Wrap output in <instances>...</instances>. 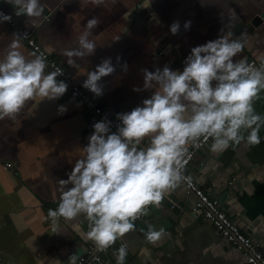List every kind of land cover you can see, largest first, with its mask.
<instances>
[{"label":"crops","instance_id":"1","mask_svg":"<svg viewBox=\"0 0 264 264\" xmlns=\"http://www.w3.org/2000/svg\"><path fill=\"white\" fill-rule=\"evenodd\" d=\"M41 2L44 13L38 18L17 16L9 4L5 9L18 26L36 29V41L42 48L72 73L85 93L114 115L116 110L130 111L150 96L151 90L133 91L143 86L141 69L154 70L165 64L182 69L191 47L215 39L221 29L247 41L235 59H264V0H152L147 8L146 0ZM152 13L159 24L150 18ZM93 16L99 24L89 39L96 41V51L77 58L78 67L70 66L62 52L77 46L87 19ZM177 20L181 29L173 35L169 26ZM187 20L191 21L189 30L183 28ZM255 20L252 31H243L244 25ZM14 33L18 34L0 24V50ZM20 41V50L30 56L33 51ZM108 57L117 65L116 71L102 78L103 95L96 96L82 82L88 70ZM125 62L126 72L119 66ZM252 102L255 111L264 115V90ZM60 105L66 108L63 113L58 110ZM91 116L82 100L67 89L56 100L36 96L14 118L0 120V264H69V256L75 253L78 259L93 243L86 235L89 224L83 215L59 218L58 233L47 217V210L59 203L57 181L66 179L74 161L83 155L93 131L88 123ZM260 136L257 145L241 141L219 152L209 150L211 141L184 172L219 199L229 217L264 249V126ZM5 162H13L16 169L5 170ZM171 193L186 204L178 215L160 204L151 205L156 226L165 229L158 241L148 242L137 227L117 240V247L127 246L130 264H247L241 252L216 235L211 223L193 212L194 199L183 184ZM112 255L115 258V252Z\"/></svg>","mask_w":264,"mask_h":264},{"label":"clouds","instance_id":"2","mask_svg":"<svg viewBox=\"0 0 264 264\" xmlns=\"http://www.w3.org/2000/svg\"><path fill=\"white\" fill-rule=\"evenodd\" d=\"M5 2L14 6L17 16L38 18L44 13L41 0ZM151 2L146 0L145 8ZM150 18L160 23L155 13ZM11 20L12 14L0 11V24ZM98 24L95 16L87 19L77 46L63 50L68 65L78 67L77 58L95 53L97 43L89 36ZM190 27V20L183 23L185 30ZM180 29L178 20L169 26L173 35ZM19 37L14 33L7 47L0 50V120L14 118L36 96L56 100L68 89V83L58 79L64 70H46L43 52L26 56L20 50ZM246 43L233 38L232 31L221 29L215 39L191 47L182 69L167 64L141 69L143 86L133 91L151 90L150 96L130 111L117 113L115 131L106 118L92 124L83 155L74 161L67 178L57 181L59 203L47 210L53 232L58 233L59 218L72 220L83 215L89 224L87 237L98 250L107 249L136 227L135 221L147 213L148 205H159L181 184L192 186V177L183 171L190 144L211 138V152L241 141L259 144L264 115L255 111L252 101L264 90V61L255 66L246 56L235 59ZM116 59L119 64L121 58ZM119 66L127 71L126 62ZM116 67L111 57L102 59L94 70L87 71L82 87L103 95L101 80ZM58 110L63 113L66 108L60 105ZM164 234L163 227L149 224L145 239L155 243ZM113 251L115 264H126L127 246L121 243ZM68 260L76 264V254Z\"/></svg>","mask_w":264,"mask_h":264},{"label":"built area","instance_id":"3","mask_svg":"<svg viewBox=\"0 0 264 264\" xmlns=\"http://www.w3.org/2000/svg\"><path fill=\"white\" fill-rule=\"evenodd\" d=\"M0 11L8 13L6 9L2 8L1 6ZM4 24L15 29L20 35L19 38L33 52H43L45 54L48 62V68L46 70H52L55 67H61L64 70V74L58 77V79L65 80L68 83L69 91L76 94L82 100L84 105L92 112V116L90 118L92 124L98 120L106 118L112 121V130H116V125L119 124V121L114 113L99 105V103L94 101L87 93H85L72 76V73L62 66L56 58L52 57L42 48V46L36 41V29L18 26L13 16L11 22H4ZM248 61L253 63L255 66H259L261 62L264 61V59L261 61L249 59ZM92 124L90 125L91 127ZM211 141V138H209L207 141L201 139L198 144H190L188 146L189 152L187 155V164L185 165V168H187L194 160L196 154ZM4 169L15 170L16 166L13 162H5ZM183 185L186 194L192 196L194 199L192 207L193 212L195 214L201 215L206 221L211 223L216 235L219 238L224 240L237 251L241 252L244 255V259L247 264H264V254L261 245L258 244L252 238V236L246 234L237 224V222L229 217L219 199L213 197L194 180H192V186L190 187L186 186L185 184ZM140 219L141 216L137 220ZM112 247L113 246H109L107 249L98 250L95 243L93 242L87 247L85 254L81 255L76 260V264H102L99 252H106Z\"/></svg>","mask_w":264,"mask_h":264},{"label":"water","instance_id":"4","mask_svg":"<svg viewBox=\"0 0 264 264\" xmlns=\"http://www.w3.org/2000/svg\"><path fill=\"white\" fill-rule=\"evenodd\" d=\"M0 6L2 8H6L8 6V3H6L5 0H0ZM12 7L14 8V6H12ZM256 25H257L256 20L252 21L251 23L244 25L245 28L243 31H245V29L252 31L254 29V26H256ZM102 106L106 107L105 104H103ZM119 112H120V110H116L115 116ZM88 123H89V126L92 124L91 119H89ZM87 132H88V130H87ZM159 204L162 205L164 208L168 209L172 214L178 215L181 208H182L181 206L185 205L186 203L183 200H181L176 194L171 193V194L167 195L165 198H163ZM152 208H151V205H148L147 206V213L141 215L140 220L135 221L136 227L139 230H141L144 234H145L147 225H149V224H151L154 228L158 229V227L156 226L157 224L155 223V219L157 218V215ZM146 219L148 221H145ZM114 247H117V245L115 244L110 250H108L106 252H103V251L99 252V256L101 257L102 264H115V258L112 255V253L114 252L113 251ZM262 251L264 254V249H262ZM126 264H130L129 260H127V259H126Z\"/></svg>","mask_w":264,"mask_h":264}]
</instances>
